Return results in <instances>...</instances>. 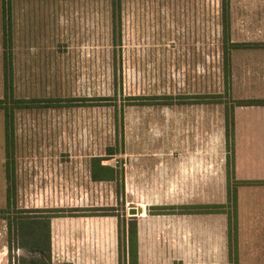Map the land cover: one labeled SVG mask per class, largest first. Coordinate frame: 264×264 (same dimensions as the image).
Here are the masks:
<instances>
[{
    "label": "rangeland",
    "instance_id": "obj_1",
    "mask_svg": "<svg viewBox=\"0 0 264 264\" xmlns=\"http://www.w3.org/2000/svg\"><path fill=\"white\" fill-rule=\"evenodd\" d=\"M0 3V99L2 48L13 70L9 181L0 108V264L29 263L30 223L20 229L17 218L36 220L43 233L51 214L44 210L52 208L112 214L120 242L125 221L135 218L143 252L220 238V261L192 264H238L227 226L224 112L232 97L223 83L220 0H121L114 31L110 0ZM96 155L119 170L117 181L91 180ZM190 158L204 160L206 171L183 172ZM250 203L263 222L264 193H244L243 209ZM204 204L225 206L188 213ZM161 205L167 214H156Z\"/></svg>",
    "mask_w": 264,
    "mask_h": 264
},
{
    "label": "crops",
    "instance_id": "obj_2",
    "mask_svg": "<svg viewBox=\"0 0 264 264\" xmlns=\"http://www.w3.org/2000/svg\"><path fill=\"white\" fill-rule=\"evenodd\" d=\"M2 4L0 18L4 13ZM228 19L229 42L235 44L229 48L231 97L233 100H264V0H228ZM232 128L233 177L241 181L237 183L236 193L237 260L238 264H264V238L258 237L264 229V218L263 222H257L262 218L256 215L260 210L251 203L246 209L242 207L244 193L247 196L257 191L264 193V104L234 105ZM188 161H193V167H185L183 172L206 171L201 164L204 160L190 158ZM117 225V220L108 215L52 216L49 218V250L29 254L28 264H129L123 243L119 252ZM242 228L248 230L246 236ZM169 244V252L159 253L152 248L143 252L137 227L136 264L221 260L220 238L207 241L203 237L194 242L179 240Z\"/></svg>",
    "mask_w": 264,
    "mask_h": 264
},
{
    "label": "trees",
    "instance_id": "obj_3",
    "mask_svg": "<svg viewBox=\"0 0 264 264\" xmlns=\"http://www.w3.org/2000/svg\"><path fill=\"white\" fill-rule=\"evenodd\" d=\"M111 4V11H110V19H111V26L112 30L114 31L116 28L117 23L120 20V4L121 0H110ZM5 16L3 13V20ZM220 19H221V31H222V42L223 45L222 49V73H223V83H224V90L225 93H230V83H229V76H230V65H229V48L234 46L235 44L229 42L228 37V0H220ZM114 36V35H113ZM228 43V44H227ZM11 53L6 52L5 48L3 51V85H4V97L0 99V108L4 111V145H5V176L6 180H10V165H9V157L12 155L10 154V150L12 151V144H13V129H12V110L6 106V101L8 97H12L13 93V70L10 63ZM9 60V62H8ZM221 94H215L218 97ZM102 99H107V97H102ZM15 101H22L19 99H13ZM254 104H264V100L262 99H240V100H230V105L225 106L224 112V123H225V138H226V146L229 149L228 154L226 155V166H227V206L228 210V239L232 240L234 246L237 244V194L236 188L233 187L230 189L229 179H233L235 183L238 182L233 177V128H232V109L234 105H254ZM15 107V106H12ZM22 107V106H16ZM25 107V105H23ZM106 153L108 155H114L117 153V148L114 146H107ZM105 160L102 156H91L90 158V169L89 175L92 181H117L120 175V172L114 166L108 165L103 163L102 161ZM232 190V191H231ZM8 194H7V203L8 202ZM225 205L224 204H204V205H192L189 206L192 209L191 212L188 213H198L199 208L203 209V211H221ZM206 207V209H204ZM161 211L157 212L156 214H167L164 209H167V206L161 205L157 206ZM69 210V212H67ZM86 209H63V208H52L44 211H51V214L48 215L44 230L45 232L42 233V227H38V225H34V219L25 220L23 217H18V227L20 229L21 226L24 225L23 223L29 221L30 224H27V227L30 229L28 234L30 236V242L27 244L29 249L33 251H38L42 253H46L49 250V218L52 216H76V215H112L107 213L96 214V213H72L70 211H80ZM97 209H93L95 211ZM180 214L186 212H179ZM140 215H143L141 213ZM44 217V216H43ZM45 218V217H44ZM43 220V219H41ZM126 226V227H125ZM125 226L122 229V242H120L121 232H120V220H118V240H119V252L121 243H123L125 252L128 255V262L129 264H136L137 263V223L135 218H128L125 221ZM44 235V236H43ZM44 237V238H42ZM235 262L237 263V259L235 257ZM37 264V263H36ZM40 264H44L40 262Z\"/></svg>",
    "mask_w": 264,
    "mask_h": 264
},
{
    "label": "water",
    "instance_id": "obj_4",
    "mask_svg": "<svg viewBox=\"0 0 264 264\" xmlns=\"http://www.w3.org/2000/svg\"><path fill=\"white\" fill-rule=\"evenodd\" d=\"M137 209L135 208V207H131V208H129V210H128V213L130 214V215H132V216H135L136 214H137ZM140 213H143V211H142V209L140 208Z\"/></svg>",
    "mask_w": 264,
    "mask_h": 264
}]
</instances>
